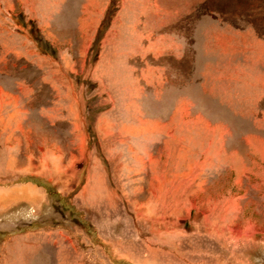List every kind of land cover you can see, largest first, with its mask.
<instances>
[{
	"label": "rangeland",
	"instance_id": "374dc122",
	"mask_svg": "<svg viewBox=\"0 0 264 264\" xmlns=\"http://www.w3.org/2000/svg\"><path fill=\"white\" fill-rule=\"evenodd\" d=\"M0 264H264V0H0Z\"/></svg>",
	"mask_w": 264,
	"mask_h": 264
}]
</instances>
